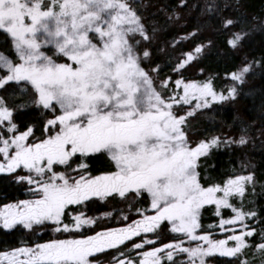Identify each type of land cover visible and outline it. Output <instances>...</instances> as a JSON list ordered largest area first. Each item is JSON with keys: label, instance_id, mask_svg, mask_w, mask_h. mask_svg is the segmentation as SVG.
<instances>
[{"label": "snow or ice", "instance_id": "obj_1", "mask_svg": "<svg viewBox=\"0 0 264 264\" xmlns=\"http://www.w3.org/2000/svg\"><path fill=\"white\" fill-rule=\"evenodd\" d=\"M152 7L0 0V174L27 195L0 205V228L62 237L2 248L0 264H212L217 255L264 264V170L245 151L259 143L264 152V123L237 116L202 136L193 123L251 95L245 85L264 75V52L199 80L184 73L215 40L177 51L205 28L238 51L264 32V15H249L241 0H203L200 24L161 40L188 0ZM27 112L36 115L17 119ZM220 150L241 156L213 177L207 161ZM95 201L108 210L89 215ZM206 207L217 217L208 225ZM166 230L177 238L165 242Z\"/></svg>", "mask_w": 264, "mask_h": 264}, {"label": "trees", "instance_id": "obj_2", "mask_svg": "<svg viewBox=\"0 0 264 264\" xmlns=\"http://www.w3.org/2000/svg\"><path fill=\"white\" fill-rule=\"evenodd\" d=\"M154 7L149 9L151 12L157 10L156 6H168L173 7L176 5L177 0H152ZM203 4V0H188L189 7L182 9L184 13V20L179 25L172 26L167 31L165 36L161 37V40L169 39L172 36L190 32L194 27L201 23L203 17L201 12L195 7L197 4ZM243 10L249 15H264V0H241ZM160 19L163 20V14H160ZM215 40V47L209 49L206 55L198 62L193 63L188 67L184 75L189 79H205L211 73H220L221 76L225 71L230 70L233 65L241 63L244 57H259L264 52V32L257 31L253 33L244 44V47L238 51L231 50L225 43L224 34H215L211 28H205L202 35L197 38V41H186L181 45L180 50H189L194 47V44L204 39ZM200 68H204L206 71L200 73ZM229 83V81H224ZM221 80H217V84H220ZM248 89H253L251 95H241L237 100L231 103H227L223 106H216L210 111L200 113L193 123L198 130V136L204 134V130L207 129L209 133L217 131H227L226 125L231 124L233 119L240 116L248 121L256 122V126L259 127L261 123H264V75L257 74L249 77L248 84L245 85V92ZM36 113L27 112L22 116L17 117L18 120H31ZM210 117L212 119H210ZM39 135V133H37ZM198 138V137H194ZM252 158L253 163L258 164V175L264 170V152L261 151L259 143L255 148L249 146V149L245 150ZM241 156L240 150H236L234 153L231 150H220L213 153L208 159L209 173L213 177H220L227 172L232 165L238 166V157ZM215 164V167L211 165ZM259 192V189H258ZM27 198L25 189L17 185L12 181L10 176L0 174V205L15 201L17 199ZM258 202L264 205V195L258 197ZM122 207V206H121ZM108 210L105 204L101 201H95L88 206V214L95 215L97 213H103ZM232 213L229 210H224L225 217L230 216ZM135 219V216L132 217ZM217 220L214 215V208L206 207L203 214V223L208 225L212 221ZM105 226H116L115 222L105 220L103 221ZM216 238H223V234H220L218 230L215 232ZM58 237L51 230H47L39 237L29 236L26 232L17 230H3L0 228V249L7 248L9 246H16L18 242L29 240H48ZM177 238L175 234H170L167 230L164 233V240ZM231 258L217 255L212 264H229Z\"/></svg>", "mask_w": 264, "mask_h": 264}]
</instances>
